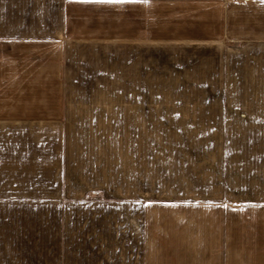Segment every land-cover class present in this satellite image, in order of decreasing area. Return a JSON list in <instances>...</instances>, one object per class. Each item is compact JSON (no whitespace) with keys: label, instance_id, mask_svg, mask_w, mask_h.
<instances>
[{"label":"rangeland","instance_id":"obj_1","mask_svg":"<svg viewBox=\"0 0 264 264\" xmlns=\"http://www.w3.org/2000/svg\"><path fill=\"white\" fill-rule=\"evenodd\" d=\"M30 1L0 0V110L55 121L79 112L72 120L87 126L68 127L66 135L80 163L107 166L108 181L98 185L113 195L95 198L112 204L114 231L121 236L126 218L121 199L133 205L130 222L144 209L143 235L130 225L123 250L108 246L139 253L130 264H234L248 216L257 228L264 211V19L248 12L240 31L228 25L235 42L175 50L158 69H121L119 52L63 46L61 22L25 21ZM48 1L55 13V0ZM78 22H69L72 32ZM28 30L49 37H20ZM254 241L255 252V232Z\"/></svg>","mask_w":264,"mask_h":264},{"label":"crops","instance_id":"obj_2","mask_svg":"<svg viewBox=\"0 0 264 264\" xmlns=\"http://www.w3.org/2000/svg\"><path fill=\"white\" fill-rule=\"evenodd\" d=\"M29 4L34 8L25 9V21L61 22V36L67 39L63 46L82 42L95 52H119L121 69H158L164 54L175 50L222 46L229 37L235 42L228 25L240 31L242 24L250 21L248 12L259 13L264 19V0H55L51 3L55 13L48 0H32L25 7ZM72 21L80 22L75 23L73 32ZM45 33L28 30L19 35L42 40L49 37ZM70 112L65 116L71 120L55 121L42 112L0 110V264H130L140 259L139 253L113 252L108 246L120 245L123 250V244L130 241L124 235L130 225L137 238L139 229L143 235L144 209H136L138 218L130 222L127 215L133 205L121 199L119 207L126 218L119 222L121 236L116 228L114 231L112 204L95 198L101 194L112 197L113 189L98 185L109 170L98 167L95 160L78 161L74 143L66 134L68 127L73 132L87 125L83 120H72L79 112ZM53 116L62 114L58 111ZM260 216L257 228L252 215L248 216L249 232L242 242L245 247L239 248L238 256L235 253L234 264H264V247H260L264 246V228H259L264 211ZM254 232L258 241L255 252Z\"/></svg>","mask_w":264,"mask_h":264},{"label":"snow or ice","instance_id":"obj_3","mask_svg":"<svg viewBox=\"0 0 264 264\" xmlns=\"http://www.w3.org/2000/svg\"><path fill=\"white\" fill-rule=\"evenodd\" d=\"M105 2H147V0H105Z\"/></svg>","mask_w":264,"mask_h":264},{"label":"built area","instance_id":"obj_4","mask_svg":"<svg viewBox=\"0 0 264 264\" xmlns=\"http://www.w3.org/2000/svg\"><path fill=\"white\" fill-rule=\"evenodd\" d=\"M237 3H250L252 0H232Z\"/></svg>","mask_w":264,"mask_h":264}]
</instances>
